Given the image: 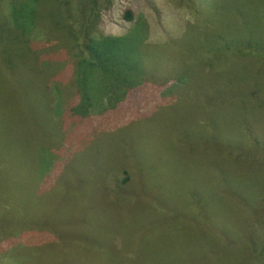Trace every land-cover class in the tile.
Instances as JSON below:
<instances>
[{"label": "rangeland", "instance_id": "374dc122", "mask_svg": "<svg viewBox=\"0 0 264 264\" xmlns=\"http://www.w3.org/2000/svg\"><path fill=\"white\" fill-rule=\"evenodd\" d=\"M23 2V26L39 30L37 43L62 58L61 67H47L58 72L81 47L70 49L78 19L89 11L77 9L78 0ZM97 2L98 33L122 38L130 59L115 57L118 67L109 70L117 76L107 88L97 83L111 76H90L87 89L97 101L63 123L60 138L68 141L45 177L25 176L34 165L33 144L9 163L21 168L18 177L9 176V164L0 165V264H64L60 258L66 264H264V38L238 58L240 67L223 61L209 67L210 53L202 60L205 51L219 56L223 41L235 57L225 21L246 20L255 7L264 12V0H231L221 11L222 0ZM138 4L130 9L145 17L149 33L123 17ZM171 11L179 14L174 24ZM162 18L169 29L157 36ZM82 37L79 30L75 38ZM12 49L10 39L0 40V55ZM74 77L70 66L49 102L75 103L83 87H75ZM46 118L44 112L25 128ZM22 119L33 117L23 109L0 127V147L6 133L17 136L24 126L13 124ZM70 193L77 201L69 204ZM24 197H34L24 220L10 219L31 203ZM108 201L112 207L101 213ZM68 207L77 212L66 215Z\"/></svg>", "mask_w": 264, "mask_h": 264}, {"label": "trees", "instance_id": "16d2710c", "mask_svg": "<svg viewBox=\"0 0 264 264\" xmlns=\"http://www.w3.org/2000/svg\"><path fill=\"white\" fill-rule=\"evenodd\" d=\"M23 1L25 0H0V40L3 38L10 39L12 47L14 45V49L3 52L0 55V127L4 131L5 122L8 119L17 116L23 109L27 110L33 119H22L20 124H16V122L13 124V126H24L18 127L20 132H18L17 136L13 137V135L6 133L5 136L8 139L5 144L0 147V165H4V163L9 164L16 158H21L24 154L22 146L24 144H33L35 145L34 165L31 170L25 172V176L27 178H33L37 174L39 178H43L51 171L55 163L59 165L58 162H55V159L58 158L57 153L59 148L65 146V143L68 141L63 142L60 138L62 128L64 129L66 122L75 118L76 115H78L77 111H88L93 105V102L97 101L92 98L87 89V83L90 76L94 75V79L96 78V74H98V79H102L101 75L106 77L111 76L108 83H104L103 81L97 83L98 86L107 88L108 85L113 84L114 77L117 76L109 70L110 67H118V64L114 60L115 57L118 55H124L128 59H130V57L122 47V38L116 37L113 34L98 33L102 24H99V20L96 22V10L92 9V7L96 9V6L98 5L97 0H78L77 9H80L81 12L83 10L86 12L88 9L89 12L88 14H83V17L78 19L77 26L79 29L75 30L73 37V42H76V44L71 45L70 49L73 50L79 46L81 47L76 50L72 59H64L66 65L61 70L58 72L48 70L47 67H61L60 65L62 63L60 60L62 58L55 56L50 47L47 49L45 46L37 43L38 40L36 39L41 36L39 30L31 31L29 33L27 32L28 30L23 26L22 17H20V15L23 14L22 10H25L24 8L26 5ZM230 1L231 0H222L219 11L229 6L231 4ZM35 3L36 0H34L33 4L35 5ZM80 3H82L83 6H80ZM85 3L88 8L84 6ZM134 6H139V4L127 7L123 14L124 19L127 22L132 21L133 24L135 23V28L142 29L143 25L145 30H148L149 24L145 17H134V13L130 9ZM35 12L36 11L33 13L35 14ZM171 12L174 16L176 15L175 18H172L174 24V21L178 18L179 14H176L174 11ZM88 17L90 20L93 19L92 23L87 21ZM249 17L250 18L246 20H237L235 23L230 24L229 21H225L232 33H230V40L227 41H230V44H233V47H236L237 49L235 57L224 51L223 48H226L225 44H227V42L223 41L221 36L214 33L215 38H218L217 40L219 41L222 40L225 44L222 43L223 45L221 47H216L217 51L221 50L219 56L214 55L213 51H205L202 54V60L204 61V55L210 53L209 60L207 61L209 67H214L215 61H223V63H225L224 67H240L239 60L244 52L246 53L249 49L255 50L258 44L263 41L264 30L261 29L264 26V12H261L258 7H255L249 13ZM29 21L32 25H36L35 27H37L36 22L32 18H29ZM84 22H86L85 27ZM71 25L74 26V22ZM169 25L170 22L163 18L162 22H157V27H155L157 28V36L163 32L164 27H166L168 31ZM90 27L94 30L92 34L87 33L91 29ZM67 29L70 30V27H67ZM79 30L83 33V37L77 39L75 38V34H77ZM92 35L95 36V38H92ZM133 59H139V57H134L132 55L131 60ZM67 65L68 67H66ZM70 66L72 67V73L75 75L74 80L77 78V80H75V87H83V93L78 97V100H76L75 103H69V105L68 103L61 104L60 100L52 99V97L49 102V95L53 93L54 89L56 92L59 91L61 85L59 86L57 83L61 80V75L64 72L66 73ZM160 71L163 72L164 70ZM112 90L113 89H111V91ZM57 94L59 97V93ZM62 100L64 99L62 98ZM44 112L47 118L43 123L38 122V126L36 125L29 129L25 128L27 124L35 121L36 117L40 116V114L44 115ZM54 126H58V130L51 132L50 127ZM69 126H71V124ZM2 133L4 132H0V139ZM64 164L65 168L63 174L66 172V167L69 165V161H64ZM12 166H14V168ZM7 168L13 169L12 174L8 172L11 178L18 177L22 171L19 166L14 164H11L9 167L7 166ZM127 179L128 176L122 180L126 181ZM67 181H69V179ZM35 184L37 185L38 183ZM44 190L45 189L40 191L39 194H42ZM70 195L71 201H69V204L76 202L77 200L74 198L75 194L70 193ZM27 198L32 199L30 201L31 203L22 207L21 213L9 214L10 219L19 218L24 220L22 217L23 212L28 208H31L30 206L34 201V197H24L22 201H26ZM39 199H43V197H40ZM63 203L64 202L60 203V210H64ZM105 207H112L111 201H108L104 205L100 210L101 213L104 211ZM91 208L92 206L90 203L89 209ZM76 212V210L68 207L66 215L71 216ZM98 214L99 211H93V213H91V215L95 216L94 220H97ZM84 221H87V219ZM48 223L53 224V222ZM85 236H89V234H86ZM62 239L63 238H61V241ZM49 249L50 248L48 247V250ZM263 250L264 249H262L261 252H263ZM59 261L61 263L65 262L64 264H66L65 258H60Z\"/></svg>", "mask_w": 264, "mask_h": 264}]
</instances>
